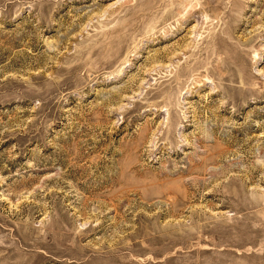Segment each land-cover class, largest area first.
I'll list each match as a JSON object with an SVG mask.
<instances>
[{
	"label": "rangeland",
	"instance_id": "rangeland-1",
	"mask_svg": "<svg viewBox=\"0 0 264 264\" xmlns=\"http://www.w3.org/2000/svg\"><path fill=\"white\" fill-rule=\"evenodd\" d=\"M0 264H264V0H0Z\"/></svg>",
	"mask_w": 264,
	"mask_h": 264
}]
</instances>
